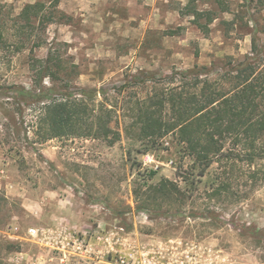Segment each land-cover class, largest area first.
Instances as JSON below:
<instances>
[{
	"label": "rangeland",
	"instance_id": "obj_1",
	"mask_svg": "<svg viewBox=\"0 0 264 264\" xmlns=\"http://www.w3.org/2000/svg\"><path fill=\"white\" fill-rule=\"evenodd\" d=\"M36 3L44 5L45 20L16 28L24 8ZM188 3L0 0L8 41L0 49V85L35 89V70L50 50L62 63L42 87L60 94L66 81L67 94L105 95L116 106L111 128L120 136L113 146L84 138L39 144L27 127L32 112L18 125L19 137L0 113V264H264V188L241 202L205 205L197 197L177 215L167 207L135 211L140 176L153 171L149 184L173 181L191 165L171 136L155 146L132 139L128 110L150 86L142 75L165 82L194 67L222 68L228 58L241 62L253 45L264 47V0H200L198 24ZM22 40L24 49L12 53L8 45ZM208 211L214 220L204 219Z\"/></svg>",
	"mask_w": 264,
	"mask_h": 264
},
{
	"label": "trees",
	"instance_id": "obj_2",
	"mask_svg": "<svg viewBox=\"0 0 264 264\" xmlns=\"http://www.w3.org/2000/svg\"><path fill=\"white\" fill-rule=\"evenodd\" d=\"M198 1L188 3L194 24H198L203 14L196 9ZM213 1L217 6L221 4V0ZM44 8L39 3L26 6L15 27L25 31L26 27H33L31 20L44 21ZM207 16L210 24L213 15ZM198 29L206 33L205 28ZM27 39H31L30 35ZM7 43L5 32L0 31V49L7 47ZM19 45L8 46L15 48L12 52L15 53L24 49L23 40ZM52 56L49 50L47 58L35 70V78L40 79L35 89L17 84L0 85V113L5 120H13L9 125L14 134L19 137L18 125L23 124L29 110L34 116L27 127L34 131L39 144L84 138L115 145L120 139L111 128L116 106L109 104L105 95L67 94L66 81L60 94L42 87V79L52 80L59 74L57 67L61 59ZM55 63L59 65L54 66ZM216 67L214 64L176 72L165 82H155L151 74L142 75L143 84L150 86L128 110V127L134 131L132 139L155 146L171 136L191 165L179 168L173 181L162 179L149 184L156 175L153 171L147 179L140 176L142 179L134 182L132 190L137 213L167 207L177 215L187 202L197 197H202L205 205L230 198L241 202L264 188V47L253 45L251 54L241 62L234 63L228 58L222 68ZM100 94L103 100L97 101ZM204 179L207 182L200 190ZM237 183L246 190L240 192ZM207 213L210 217L204 219L214 220V212Z\"/></svg>",
	"mask_w": 264,
	"mask_h": 264
},
{
	"label": "built area",
	"instance_id": "obj_3",
	"mask_svg": "<svg viewBox=\"0 0 264 264\" xmlns=\"http://www.w3.org/2000/svg\"><path fill=\"white\" fill-rule=\"evenodd\" d=\"M0 174H1V171H0ZM35 234V231L34 230H30V235L33 236ZM126 264V263H124Z\"/></svg>",
	"mask_w": 264,
	"mask_h": 264
}]
</instances>
